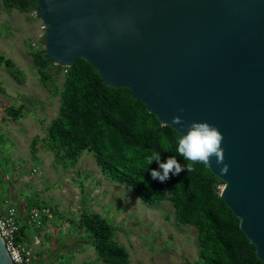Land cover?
Returning <instances> with one entry per match:
<instances>
[{"label": "water", "instance_id": "obj_1", "mask_svg": "<svg viewBox=\"0 0 264 264\" xmlns=\"http://www.w3.org/2000/svg\"><path fill=\"white\" fill-rule=\"evenodd\" d=\"M37 1L55 65L86 60L180 135L176 115L219 128L224 162L208 167L264 264V0ZM0 264H14L1 235Z\"/></svg>", "mask_w": 264, "mask_h": 264}, {"label": "rangeland", "instance_id": "obj_2", "mask_svg": "<svg viewBox=\"0 0 264 264\" xmlns=\"http://www.w3.org/2000/svg\"><path fill=\"white\" fill-rule=\"evenodd\" d=\"M37 10V3L20 9L0 0V56L12 64L0 62V185L10 184L0 198L23 208L32 238L41 237L33 246L35 264H105L79 228L80 216L92 213L113 226L129 264L200 262L197 229L180 224L171 203L145 204L105 175L91 152L61 159L51 147L48 129L59 115L66 77L44 58L48 27ZM44 209L49 214L36 226L31 216Z\"/></svg>", "mask_w": 264, "mask_h": 264}, {"label": "trees", "instance_id": "obj_3", "mask_svg": "<svg viewBox=\"0 0 264 264\" xmlns=\"http://www.w3.org/2000/svg\"><path fill=\"white\" fill-rule=\"evenodd\" d=\"M9 3L23 9L38 1ZM44 58L55 65L46 50ZM0 62L12 67L2 56ZM60 67L66 82L48 139L61 159L72 160L84 151L91 152L105 175L127 185L145 204L171 203L177 221L197 229L201 261L196 264H262L255 246L240 229V220L220 196L219 185L224 183L204 164H194L188 171L187 161L176 152L177 131L149 113L129 89L107 86L86 60L79 59L70 68ZM9 113L17 115L12 109ZM153 151L160 153L161 162L175 156L184 170L163 183L154 180L151 171L159 170V163L147 164ZM79 228L85 229L84 241L96 249L100 261L129 264L128 253L113 238V226L99 214H82Z\"/></svg>", "mask_w": 264, "mask_h": 264}, {"label": "clouds", "instance_id": "obj_4", "mask_svg": "<svg viewBox=\"0 0 264 264\" xmlns=\"http://www.w3.org/2000/svg\"><path fill=\"white\" fill-rule=\"evenodd\" d=\"M183 111L184 109H180V112ZM172 123L186 129L178 137L176 152L187 161L188 171L192 170L194 164L210 165L213 157L216 158L218 164L224 162V149L222 147L224 137L217 126L206 121H194L185 125L180 115L174 116ZM154 161L159 163V170L152 169L151 176L154 180H159L162 183L168 180L171 175H178L184 170V166L179 163L175 156H169L166 162H161L160 153L153 151L147 157V164L151 165ZM227 171L228 165L225 164L222 172L227 173Z\"/></svg>", "mask_w": 264, "mask_h": 264}, {"label": "built area", "instance_id": "obj_5", "mask_svg": "<svg viewBox=\"0 0 264 264\" xmlns=\"http://www.w3.org/2000/svg\"><path fill=\"white\" fill-rule=\"evenodd\" d=\"M47 26L44 25V28ZM66 72V70H65ZM48 210L35 211L31 221L36 226H41L43 218L48 216ZM21 222L16 206L8 198L0 203V235L5 241L6 248L14 264H35L34 248L21 233ZM40 238L34 239V244H39Z\"/></svg>", "mask_w": 264, "mask_h": 264}, {"label": "crops", "instance_id": "obj_6", "mask_svg": "<svg viewBox=\"0 0 264 264\" xmlns=\"http://www.w3.org/2000/svg\"><path fill=\"white\" fill-rule=\"evenodd\" d=\"M9 188H10V184H9V186H8V183L6 182V184H1L0 185V193H2V191L3 192H6V193H8L9 192ZM2 190V191H1ZM4 198L3 197H1L0 198V201H2ZM17 205V204H16ZM15 205V206H16ZM18 206V205H17ZM16 206V207H17ZM18 209V208H17ZM18 213H19V219H20V222H21V229H22V231H23V234H24V238L29 242V243H33L34 241H33V239L36 237V236H34V238H32V228L33 227H31V224H29V222H25V219L22 217V215H23V208L22 209H20V210H18ZM37 237H39L40 238V240H41V237L40 236H37ZM34 247L36 246V244H34L33 245Z\"/></svg>", "mask_w": 264, "mask_h": 264}]
</instances>
